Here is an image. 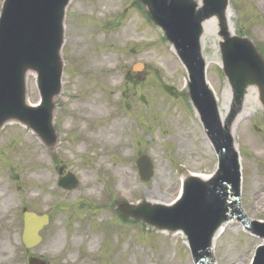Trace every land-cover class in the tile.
<instances>
[{"label":"rangeland","instance_id":"rangeland-1","mask_svg":"<svg viewBox=\"0 0 264 264\" xmlns=\"http://www.w3.org/2000/svg\"><path fill=\"white\" fill-rule=\"evenodd\" d=\"M65 19L58 148L48 151L18 123L0 133V264H28L21 241L24 207L51 217L41 231L43 241L30 250L48 264H193L181 234L127 223L114 208L122 199L170 203L183 175H208L217 167L184 93L183 65L137 0H72ZM231 22L264 55V0H232ZM218 56L211 49L208 79L227 106ZM138 62L144 65L141 72L133 69ZM28 86L30 101L37 103L33 75ZM236 139L242 207L251 219L264 220L261 105L238 121ZM143 153L154 164L149 182L140 179L136 165ZM61 166L77 176L75 189L57 185ZM260 243L231 221L217 241V263L250 264Z\"/></svg>","mask_w":264,"mask_h":264},{"label":"water","instance_id":"water-1","mask_svg":"<svg viewBox=\"0 0 264 264\" xmlns=\"http://www.w3.org/2000/svg\"><path fill=\"white\" fill-rule=\"evenodd\" d=\"M70 0H4L0 15V130L11 121L32 130L44 145L59 143L54 119L62 94L65 10ZM149 18L161 29L187 69V92L218 157V170L207 178L188 176L182 195L173 204L121 201L126 218L158 230L183 232L196 264H215L213 247L224 224L232 219L263 238L252 264H264V222L245 215L240 203L241 167L234 135L237 121L251 102L264 107V56L254 41L235 32L231 0H139ZM215 22V28L210 24ZM210 24V25H208ZM219 54L227 86L224 108L207 81L209 52ZM36 75L41 102L28 101V76ZM250 95L251 102L248 96ZM253 104V105H254ZM140 176L149 181L153 164L138 159ZM59 184L75 188L68 173ZM48 215L24 212L23 240L37 245ZM30 264H45L31 258Z\"/></svg>","mask_w":264,"mask_h":264},{"label":"bare ground","instance_id":"bare-ground-1","mask_svg":"<svg viewBox=\"0 0 264 264\" xmlns=\"http://www.w3.org/2000/svg\"><path fill=\"white\" fill-rule=\"evenodd\" d=\"M102 2H105L106 0H101ZM210 24L215 28V22L214 21H211L210 22ZM210 24H208V25H210ZM248 98H249V101L251 102V98H250V95L248 96ZM254 104V102H251V104L249 105L250 107L248 108V111H250V110H252V106L251 105H253ZM254 107V106H253ZM151 195V194H150ZM94 239H97V237L96 236H94Z\"/></svg>","mask_w":264,"mask_h":264}]
</instances>
